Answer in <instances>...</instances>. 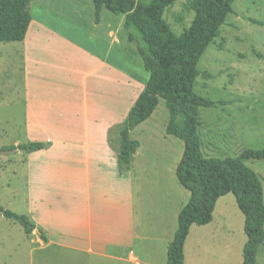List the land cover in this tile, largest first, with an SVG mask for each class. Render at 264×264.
Here are the masks:
<instances>
[{
	"label": "crops",
	"instance_id": "1",
	"mask_svg": "<svg viewBox=\"0 0 264 264\" xmlns=\"http://www.w3.org/2000/svg\"><path fill=\"white\" fill-rule=\"evenodd\" d=\"M31 4L24 39L0 49V58H15L16 83H22L20 105L8 94L0 103L21 108L18 124L8 122L22 133V142L13 145H45L33 153L12 152L22 156L20 215L34 225L25 235L28 264H166L177 216L190 197L175 176L183 144L166 135L168 117L156 108L130 132L138 148L129 167L118 164V130L148 79L124 17L103 9L96 23L90 0ZM157 114L162 149L152 130ZM219 147L214 144L213 152ZM222 198L209 224L190 227L184 264L193 257L202 264L215 245L230 239L213 231Z\"/></svg>",
	"mask_w": 264,
	"mask_h": 264
},
{
	"label": "trees",
	"instance_id": "2",
	"mask_svg": "<svg viewBox=\"0 0 264 264\" xmlns=\"http://www.w3.org/2000/svg\"><path fill=\"white\" fill-rule=\"evenodd\" d=\"M33 0H0V44L21 42L31 21L29 6ZM97 23L101 10L124 17V30L135 44L148 73L144 89L118 130V164L127 169L138 148L130 132L148 120L160 101L168 114L165 133L180 140L183 152L175 168L176 180L190 194L177 216V229L166 253V264H184L183 246L192 225L205 226L212 220L217 201L233 195L244 217L246 242L240 264H255L258 248L264 250V198L259 176L245 161L264 159V150H246L236 158H205L198 135V109L213 102L194 93L197 64L214 42L235 0H192L193 20L179 36L171 32L163 19L164 11L175 0H90ZM253 23L261 25L258 22ZM41 143L0 147V153L43 150ZM0 215L17 223L25 235L34 225L20 214L0 207Z\"/></svg>",
	"mask_w": 264,
	"mask_h": 264
},
{
	"label": "rangeland",
	"instance_id": "3",
	"mask_svg": "<svg viewBox=\"0 0 264 264\" xmlns=\"http://www.w3.org/2000/svg\"><path fill=\"white\" fill-rule=\"evenodd\" d=\"M191 2L192 0H175L163 13L164 21L177 36L187 30L193 20ZM31 7L30 3L29 13ZM16 44L2 43L0 49L4 46L16 47ZM4 58L5 56L0 58V103L8 94L11 95L10 98H17L12 103L20 105L19 95H16L19 92L17 86L22 89V83H16L19 65L13 55L10 61ZM7 70L8 73L5 72ZM197 70L200 75L196 78L194 93L214 103L211 107L198 109V135L203 157L232 159L246 150H264V0L234 1L232 13L227 16L214 42L200 57ZM143 72L148 78V73L144 69ZM162 112L168 117L164 104L160 101L157 113ZM20 114L21 108L0 104V122L3 123L0 125V147L12 146L18 140L22 142L19 129L8 124L9 120L18 124ZM157 115L155 124L152 123V130L154 129L155 139L161 148L164 130L158 128L162 121ZM170 139H174L177 145H182L180 140ZM217 143L220 147L214 153L212 146ZM176 156L177 153L174 157ZM21 159L22 156L17 153H0V207L15 214H24L25 206ZM245 164L264 184V159H249ZM154 166L159 165H152L153 168ZM159 182L158 180L156 184ZM215 221L217 224L213 231L217 235L221 232L230 239L215 245L211 250L212 254L204 255L201 263L234 264L241 261L242 248L246 242L244 217L233 195L228 194L221 199L216 208ZM258 250L257 264H264L263 248L259 247ZM28 252L22 227L0 215V264H28ZM195 262L197 264L195 257L187 260V264Z\"/></svg>",
	"mask_w": 264,
	"mask_h": 264
},
{
	"label": "built area",
	"instance_id": "4",
	"mask_svg": "<svg viewBox=\"0 0 264 264\" xmlns=\"http://www.w3.org/2000/svg\"><path fill=\"white\" fill-rule=\"evenodd\" d=\"M127 259L130 261H133V254L132 253L128 254Z\"/></svg>",
	"mask_w": 264,
	"mask_h": 264
}]
</instances>
